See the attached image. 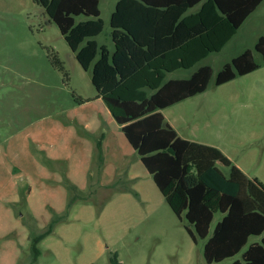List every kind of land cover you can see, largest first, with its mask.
Wrapping results in <instances>:
<instances>
[{"label": "rangeland", "instance_id": "1", "mask_svg": "<svg viewBox=\"0 0 264 264\" xmlns=\"http://www.w3.org/2000/svg\"><path fill=\"white\" fill-rule=\"evenodd\" d=\"M116 2L100 0L104 26L94 37L110 51ZM261 34L264 1L219 51L166 74L188 77L200 64L213 69L204 91L161 110L180 134L218 147L264 183V59L254 48ZM246 48L259 66L216 84L217 71ZM58 216L30 263V232ZM220 218L216 212L209 234ZM187 225L97 96L91 67L81 66L44 8L0 0V264H111L112 255L123 264H230L256 239L208 263L207 237L194 241Z\"/></svg>", "mask_w": 264, "mask_h": 264}, {"label": "trees", "instance_id": "2", "mask_svg": "<svg viewBox=\"0 0 264 264\" xmlns=\"http://www.w3.org/2000/svg\"><path fill=\"white\" fill-rule=\"evenodd\" d=\"M58 26L125 137L139 155L173 212L194 241L206 238L208 263L240 257L230 264H264V183L249 177L218 147L181 137L161 109L204 91L213 69L204 64L188 77L165 80L167 73L190 68L219 51L262 0H117L110 16L114 48L94 38L104 26L100 0H34ZM200 8L187 14L195 4ZM86 19L77 20L76 16ZM254 48L264 59V34ZM98 55V57H97ZM52 63L68 72L55 52ZM259 66L250 48L217 71L215 83ZM226 169V171H225ZM216 212L221 218L209 234ZM30 232V263L41 251L39 242L53 231ZM193 227L192 228L190 227ZM111 264H123L116 255Z\"/></svg>", "mask_w": 264, "mask_h": 264}, {"label": "crops", "instance_id": "3", "mask_svg": "<svg viewBox=\"0 0 264 264\" xmlns=\"http://www.w3.org/2000/svg\"><path fill=\"white\" fill-rule=\"evenodd\" d=\"M263 1H264V0H262L261 3H262ZM201 3H202V1L199 2V3H197V4H195L194 6H192V7L187 11V14H190V13H194V12H196V11L200 8ZM259 5H260V4H259ZM259 5H258V6H259ZM258 6H257V7H258ZM255 10H256V9H255ZM253 11H254V10H253ZM253 11H252L251 13H253ZM251 13L245 18V20L251 15ZM245 20H244V21H245ZM244 21L241 23V25L244 23ZM241 25H240V26H241ZM240 26H239V27H240ZM239 27L237 28V30L239 29ZM236 32H237V31H236ZM236 32H235V33H236ZM235 33H234V34H235ZM234 34H233V35H234ZM233 35H232V36H233ZM232 36H231V37H232ZM230 39H231V38H230ZM230 39H229V40H230ZM229 40H228V41H229ZM225 44H226V42H225ZM225 44H224V45H225ZM224 45H223V46H224ZM205 57H206V56H205ZM205 57H204V58H205ZM204 58L198 60L193 66L197 65V63H199L200 61H202ZM202 65H204V64H200L199 66H197V68H199V67L202 66ZM193 66H192V67H193ZM190 68H191V67H190ZM197 68H196V69H197ZM179 69H181V68H179ZM194 70H195V69H194ZM161 111H162V110H161ZM162 113H163V112H162ZM164 116H165V115H164ZM165 119L167 120V122H169V123H170V124L176 129L175 125L173 124V122H172L170 119H168L166 116H165ZM176 130H177V129H176ZM177 132H178V134H179L181 137L188 138L187 136L180 134L178 130H177ZM188 139H189V138H188ZM191 140H194V139H191ZM196 141L203 142V141H201V140H196ZM203 143H204V142H203ZM205 143H206V142H205ZM207 144H208V143H207ZM235 164H236L237 166H239L237 163H235ZM239 167H240V166H239ZM240 168H241V167H240ZM241 169H242V168H241ZM242 170H243V169H242ZM243 172L245 173L244 170H243ZM247 175H248V174H247ZM248 176H249V175H248ZM249 177H250V176H249Z\"/></svg>", "mask_w": 264, "mask_h": 264}]
</instances>
